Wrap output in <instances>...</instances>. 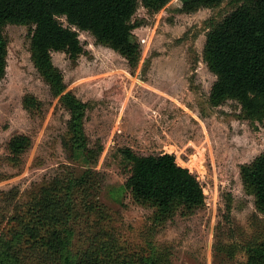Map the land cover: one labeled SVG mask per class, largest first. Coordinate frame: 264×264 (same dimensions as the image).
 I'll use <instances>...</instances> for the list:
<instances>
[{"label":"rangeland","instance_id":"374dc122","mask_svg":"<svg viewBox=\"0 0 264 264\" xmlns=\"http://www.w3.org/2000/svg\"><path fill=\"white\" fill-rule=\"evenodd\" d=\"M185 1L169 0L153 9L138 0L131 19L141 48L136 67L76 27L83 53L73 59L53 52L65 92L86 104L89 153L72 147L70 113L33 61V26L3 24L0 244L9 240L11 228L22 226L29 202L50 181L93 168L96 188L87 201L96 206L80 220L76 249L99 245L101 252L115 250L135 264H252L248 246L264 241V212L241 169L264 153V118L247 113L236 100L212 103L217 76L205 58L209 32L240 3L225 0L186 11ZM19 135L28 136L30 146L17 156L9 143ZM127 148L138 155L173 154L197 175L204 205L189 213L179 206L161 216L156 207L136 200L126 185ZM23 252L16 243L14 253L21 259ZM29 258L30 264H40Z\"/></svg>","mask_w":264,"mask_h":264},{"label":"trees","instance_id":"16d2710c","mask_svg":"<svg viewBox=\"0 0 264 264\" xmlns=\"http://www.w3.org/2000/svg\"><path fill=\"white\" fill-rule=\"evenodd\" d=\"M168 1L143 0L153 9ZM223 1L187 0L182 9L193 11ZM235 1L239 6L212 28L205 45L208 66L217 76L211 101L219 104L236 100L247 113L264 118V0ZM137 4L138 0H0V81L7 57L3 24L33 26V61L70 113L68 129L76 150L90 152L84 129L86 104L74 93L65 92L63 74L54 65L52 54L63 51L75 59L83 53L76 27L92 32L100 42L126 57L131 67H136L141 48L133 35L138 25L131 19ZM28 101L35 105L34 99ZM29 146L26 135L16 136L9 143L11 153L17 156ZM123 155L131 165L127 188L136 200L156 207L161 216L172 215L179 206L189 213L204 205L205 194L197 175L180 165L173 154L138 155L127 148ZM95 174L96 170L89 168L80 176L71 173L65 178L56 177L44 186L29 202L22 226L10 229L9 240L2 239L0 264H30L31 256L40 264H135L115 250L101 252L99 245L92 251L76 249L73 238L80 220L95 205L92 199L87 201L88 196H94ZM241 175L252 189L259 210L264 212V153L244 164ZM16 243L22 244L25 251L21 259L14 253ZM248 249L252 264H264V241L253 243Z\"/></svg>","mask_w":264,"mask_h":264},{"label":"bare ground","instance_id":"6f19581e","mask_svg":"<svg viewBox=\"0 0 264 264\" xmlns=\"http://www.w3.org/2000/svg\"><path fill=\"white\" fill-rule=\"evenodd\" d=\"M196 160V163H199L200 162V160L199 159H195ZM198 161V162H197Z\"/></svg>","mask_w":264,"mask_h":264}]
</instances>
